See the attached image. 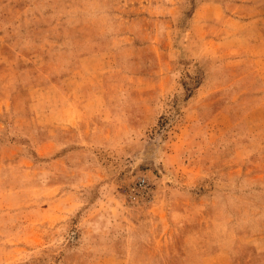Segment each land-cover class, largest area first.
I'll return each mask as SVG.
<instances>
[{"label":"rangeland","instance_id":"obj_1","mask_svg":"<svg viewBox=\"0 0 264 264\" xmlns=\"http://www.w3.org/2000/svg\"><path fill=\"white\" fill-rule=\"evenodd\" d=\"M263 17L0 0V264H264Z\"/></svg>","mask_w":264,"mask_h":264},{"label":"built area","instance_id":"obj_2","mask_svg":"<svg viewBox=\"0 0 264 264\" xmlns=\"http://www.w3.org/2000/svg\"><path fill=\"white\" fill-rule=\"evenodd\" d=\"M132 190H137V192H143L145 195L148 194L147 182L143 176L137 178L136 182L133 184Z\"/></svg>","mask_w":264,"mask_h":264},{"label":"crops","instance_id":"obj_3","mask_svg":"<svg viewBox=\"0 0 264 264\" xmlns=\"http://www.w3.org/2000/svg\"><path fill=\"white\" fill-rule=\"evenodd\" d=\"M253 2H255V1H253ZM196 13V11H193L192 12V14L194 15ZM264 18V17H263ZM208 19H204L203 21L204 22H206ZM264 21V20H263ZM206 24H208V22L206 23ZM256 27H258V28H261V27H264V24H257V26Z\"/></svg>","mask_w":264,"mask_h":264}]
</instances>
